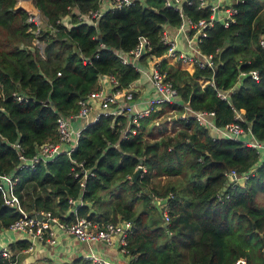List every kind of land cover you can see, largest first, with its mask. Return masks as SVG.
Wrapping results in <instances>:
<instances>
[{
    "label": "trees",
    "instance_id": "1",
    "mask_svg": "<svg viewBox=\"0 0 264 264\" xmlns=\"http://www.w3.org/2000/svg\"><path fill=\"white\" fill-rule=\"evenodd\" d=\"M16 1L0 0V174L17 178L14 192L23 209L48 210L62 221L74 216L130 221L124 245L129 264H233L239 257L245 264H264V158L241 138H226L219 131L239 111L241 127L264 144V50L258 44L264 36V0H231L233 21L226 27L215 21L197 44L212 56L213 66L193 65L191 72L164 57L163 28L182 20L164 0L108 8L95 23L78 15L97 8L100 0H33L45 19L37 34ZM209 14L199 0L182 3L188 19ZM140 36L149 49L139 62L158 58L156 65L179 102L162 103L125 137L129 116L100 113L81 127L69 155L59 152L32 167L21 162L12 144L27 159L38 144L55 140L56 116L71 117L77 101L99 88L100 75L115 77L114 89L145 78L117 55L133 49ZM249 70L256 71L257 79ZM184 105L212 111L215 128L197 124L188 114L180 117ZM166 110H175L171 115L177 117L157 129L152 120ZM167 124L176 130L167 131ZM137 164L144 171L132 181L127 176ZM82 168L92 175L80 186ZM228 170L236 177L225 174ZM154 197H165L167 217L152 203ZM69 199L75 200V214L68 211ZM18 215L0 192V231ZM7 246L17 249L27 242ZM0 264L6 259L0 257ZM70 264L93 263L80 256Z\"/></svg>",
    "mask_w": 264,
    "mask_h": 264
},
{
    "label": "built area",
    "instance_id": "2",
    "mask_svg": "<svg viewBox=\"0 0 264 264\" xmlns=\"http://www.w3.org/2000/svg\"><path fill=\"white\" fill-rule=\"evenodd\" d=\"M135 0H100L98 7L87 13L79 14L78 17L82 21H88L95 23L96 20L101 16L104 10L110 8H118L122 5H129ZM182 3H190V0H164V4L172 6L178 11V14L182 17V20L174 26L176 32L183 34L184 42L187 47V51L179 50L176 48L175 41L168 37L166 26L163 28L160 39L163 43L168 44L164 57H171L178 61L190 62L192 65L197 67H212V56L210 54H204L198 49V41L200 36L203 34L202 31L211 26L215 21L221 23L223 27L228 26L233 21V14L235 9L231 5V0H199V6H208L210 14L207 18H199L191 20L182 15ZM32 9V8H31ZM27 20L34 23L35 29L32 30L34 34L39 31V18L36 15H28ZM63 24L68 26V22L62 20ZM35 42L37 40L35 39ZM259 46L264 50V36L260 35L258 38ZM149 49L148 40L146 37L140 36L136 46L129 52L117 53L121 63L131 64L140 75L145 76L147 81L151 84L152 90L155 95L149 96L144 99L135 101L143 102L142 106L137 108L135 103H132L131 96L135 87V80L130 82L126 87L122 89H114L118 85V81L112 75H100L98 77L99 88L96 91L91 92L86 98L79 99L77 101V111L70 116L57 115L55 119L56 124V139L53 141H44L36 146V152L29 158H25L20 153V146L17 143H13L12 146L16 148L17 157L21 162L33 166L37 161L45 162L46 160L52 159L59 152H65L69 155L70 150L73 148L76 139L79 135V131L84 124L93 121L96 116L100 113L111 114V115H127L129 116L128 123L124 126L122 136L133 134L138 127V120L142 117L150 115L152 112L160 110L162 103H178L179 99L175 88L165 78L163 71L158 69L156 63L159 61L158 58L150 57L146 58V62L140 63L139 57ZM244 72H241L243 74ZM249 75L257 79V73L255 70H249ZM139 79V78H138ZM137 80V79H136ZM212 83V81H211ZM108 86V87H107ZM110 88V89H109ZM219 97L225 98V93L217 92ZM16 100H20L21 97L17 95ZM127 100H130L127 102ZM91 103L97 104L98 111L94 117H91ZM184 110L180 117L190 115L192 116L197 124L204 127L215 128L213 124V112L212 111H201L192 110L187 106H183ZM171 115V114H170ZM177 117V114H173V117ZM81 119L84 124L78 128L71 126L70 120ZM233 121L225 124L222 128H219L220 133L231 139H237L245 142V144L254 148L260 157L264 158V144L260 143L249 134L248 131L244 130L239 121H242V115L239 111H234ZM26 160V161H25ZM140 167L141 171H144L142 164H137L135 169ZM92 175L87 168L81 169L78 183L83 186L86 175ZM232 179L236 177L233 170L225 172ZM78 172L74 173L77 176ZM131 180V176H127ZM240 181H244L246 175L239 177ZM17 178H12L6 174H0V192L3 197V203L7 206L13 207L19 211V215L13 220L12 223L6 229L0 231V235L4 231L12 232L15 234V240H25L27 246L11 249L7 246V242L0 240V257L6 259V264H30L23 263V259L28 255L35 252L38 244H46L48 246L55 245L57 241V234L59 232L70 234L77 242L90 244L93 242H109L114 238L117 242L119 250L124 254L126 251L124 245L126 244V234L130 231L131 223L128 220H117L115 222H97L94 220L87 219L85 217L74 216L69 221H62L57 216L53 215L48 210H33L26 211L20 205L19 199L14 192V184ZM170 193L167 197H170ZM68 203L70 207L69 212L74 213L75 200L69 199ZM79 203H81L79 201ZM152 203L156 204L162 210L163 216H166L165 210V197H154ZM75 214V213H74ZM1 238V237H0ZM264 256V247L261 249ZM83 258L89 260L93 264H115L108 259H103L98 256L96 252L89 250L82 255ZM246 261L243 257L237 258L233 264H245ZM41 264H70V262L59 261L54 262H42Z\"/></svg>",
    "mask_w": 264,
    "mask_h": 264
},
{
    "label": "crops",
    "instance_id": "3",
    "mask_svg": "<svg viewBox=\"0 0 264 264\" xmlns=\"http://www.w3.org/2000/svg\"><path fill=\"white\" fill-rule=\"evenodd\" d=\"M215 1V0H210ZM168 37L175 41L176 48L179 50L187 51V47L184 42L183 34L176 32L174 27L166 26ZM175 64H179L181 68L192 71L193 65L190 62L171 60ZM145 77V76H144ZM108 87V86H107ZM110 89V88H109ZM131 101L135 103L136 107L142 106L143 102L135 101L144 99L149 96H154L155 92L152 91L151 84L147 81L146 77L135 80V87L132 92ZM130 100H127L130 101ZM91 117H94L98 111L97 104L91 103ZM73 128H78L84 124L81 119L70 120ZM6 232V233H4ZM0 235L2 242L12 241L15 239V234L12 232L4 231ZM89 250L96 252V254L103 259H108L115 264H129V257L119 250L117 242L112 238L109 242H93L90 244H84L77 242L70 234L59 232L57 234V241L55 245L48 246L46 244H38L34 253L28 254L23 263L41 264L42 262H70L73 258L80 257Z\"/></svg>",
    "mask_w": 264,
    "mask_h": 264
},
{
    "label": "rangeland",
    "instance_id": "4",
    "mask_svg": "<svg viewBox=\"0 0 264 264\" xmlns=\"http://www.w3.org/2000/svg\"><path fill=\"white\" fill-rule=\"evenodd\" d=\"M22 0H17L16 1V5H20ZM25 2H27V10H25L28 14L30 15H36L39 18V27L40 28H44L45 27V19L43 18V16L37 11V9L34 7L32 0H24ZM32 8V9H31ZM172 113H177L175 110H166L163 113H160L158 116L154 117L153 124H155V126H157V129L159 127L162 126V123H164V120H166V122H169V120L173 117V115H170ZM173 130H176V127L172 129V127L167 124V131L173 132ZM158 134V132H157ZM166 178H161V183L165 182ZM259 196L261 195V193L258 194ZM261 199L264 200V196L261 195L260 197ZM6 233V232H4Z\"/></svg>",
    "mask_w": 264,
    "mask_h": 264
},
{
    "label": "water",
    "instance_id": "5",
    "mask_svg": "<svg viewBox=\"0 0 264 264\" xmlns=\"http://www.w3.org/2000/svg\"><path fill=\"white\" fill-rule=\"evenodd\" d=\"M32 3H33V0H32ZM17 8H20V9H23V10H27V2H25L24 0L21 1V4L20 5H16ZM141 169L140 167H137L135 172L133 173L132 175V181H135L137 176L139 175Z\"/></svg>",
    "mask_w": 264,
    "mask_h": 264
}]
</instances>
